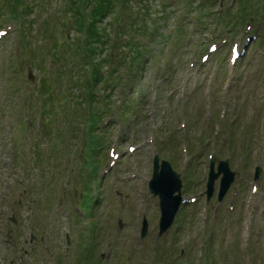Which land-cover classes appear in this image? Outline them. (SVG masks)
Segmentation results:
<instances>
[{
	"label": "rangeland",
	"instance_id": "374dc122",
	"mask_svg": "<svg viewBox=\"0 0 264 264\" xmlns=\"http://www.w3.org/2000/svg\"><path fill=\"white\" fill-rule=\"evenodd\" d=\"M172 3L165 5L167 17L157 0L144 4L171 40L168 51L145 62L135 79L144 86L137 105L139 122L132 128L114 118L98 129L110 145L116 143L121 156L109 175L98 178L101 185L93 193L97 200L90 216V209L82 207V126L77 130L66 119L56 129L51 115L41 111L47 103L39 89L44 71L26 64L25 47L41 46L43 40L34 36L22 44L20 25L7 16L0 20V29L15 27L5 28L9 35L0 40V264H81L94 221L102 229L96 236L94 264H264V42L252 45L261 36L258 26L264 35V22L253 20L256 30H249L253 39L245 44L244 30L197 29L195 13L173 12ZM210 8L222 15L219 5ZM215 42V54L202 62ZM236 44L241 53L245 46L248 51L233 61L231 47ZM36 52L38 64L42 59L40 50ZM162 63H170L165 80L157 69H165ZM21 65L23 73L14 70ZM113 89L109 85L106 91ZM58 131L66 132L64 143L56 141ZM155 155L172 164L184 185L179 220L163 237L158 236L159 199L148 189ZM213 155L216 165L229 160L237 172L221 204V179L206 201ZM257 167L262 172L255 183ZM144 217L149 230L142 239Z\"/></svg>",
	"mask_w": 264,
	"mask_h": 264
},
{
	"label": "trees",
	"instance_id": "16d2710c",
	"mask_svg": "<svg viewBox=\"0 0 264 264\" xmlns=\"http://www.w3.org/2000/svg\"><path fill=\"white\" fill-rule=\"evenodd\" d=\"M52 1L5 0V6L7 17L21 27L22 42L34 36L43 40L42 47H25L29 68L34 65L44 71L39 89L40 99L45 98L47 103L41 111L51 115L58 130L66 119L77 124V130L82 126L78 159L82 165L83 192L90 196L107 149V141L98 129L104 118L119 119L132 128L139 122L141 111L137 105L142 101L140 93L144 86L135 83V79L141 77L139 70L148 54L155 59L160 52L168 51L171 34L160 31L157 21L151 19L152 13L144 5L150 0ZM157 1L165 8L167 17L170 10L165 5L171 0ZM249 1L254 0H236L221 17L208 8L213 0H174L172 4L176 13L179 9L189 15L195 11L198 29L215 26L224 31L230 26L243 27L256 17L264 22V0H258L254 6L247 5ZM152 47L157 54L151 52ZM36 50H40L42 59L38 64L34 60ZM23 66L14 70L23 73ZM161 74L165 76V70ZM109 85L114 89L107 92ZM117 91L125 94L121 101L113 102ZM63 136L66 132L58 131L56 141L64 143ZM89 228L90 237L95 238L98 224L94 222Z\"/></svg>",
	"mask_w": 264,
	"mask_h": 264
},
{
	"label": "water",
	"instance_id": "95a60500",
	"mask_svg": "<svg viewBox=\"0 0 264 264\" xmlns=\"http://www.w3.org/2000/svg\"><path fill=\"white\" fill-rule=\"evenodd\" d=\"M154 163V176L150 181V191L155 196H160L161 203V212L162 218L160 222V235L165 234L172 227L173 222L175 220L177 212L182 204V181L180 180V176L177 175L175 171L172 170V167L169 162H163L160 164L159 157H155ZM214 163L211 164V172L209 176V184H208V198H211L213 193L214 183L223 174L222 184H221V193L219 195V200L221 201L224 195L229 191L228 189L231 187L234 182L235 173L232 172L229 168L228 162H220L218 166V173H215ZM259 171L256 174L258 179ZM178 194V195H177ZM144 230L142 236L145 237L147 233L148 225L144 222Z\"/></svg>",
	"mask_w": 264,
	"mask_h": 264
}]
</instances>
